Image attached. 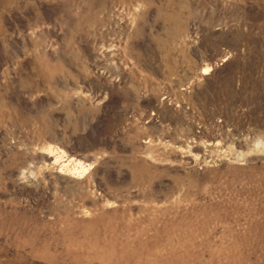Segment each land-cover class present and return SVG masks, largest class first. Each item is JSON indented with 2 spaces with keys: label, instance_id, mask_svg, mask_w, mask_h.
<instances>
[{
  "label": "rangeland",
  "instance_id": "374dc122",
  "mask_svg": "<svg viewBox=\"0 0 264 264\" xmlns=\"http://www.w3.org/2000/svg\"><path fill=\"white\" fill-rule=\"evenodd\" d=\"M0 264H264V0H0Z\"/></svg>",
  "mask_w": 264,
  "mask_h": 264
}]
</instances>
